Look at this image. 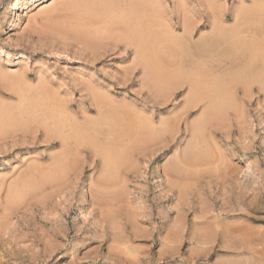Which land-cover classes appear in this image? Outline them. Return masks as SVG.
<instances>
[{
	"label": "rangeland",
	"instance_id": "374dc122",
	"mask_svg": "<svg viewBox=\"0 0 264 264\" xmlns=\"http://www.w3.org/2000/svg\"><path fill=\"white\" fill-rule=\"evenodd\" d=\"M29 1L0 0V264H264V86L247 77L264 0ZM147 32L150 57L115 43ZM213 34L219 57L172 53ZM214 71L198 130L210 105L158 74Z\"/></svg>",
	"mask_w": 264,
	"mask_h": 264
},
{
	"label": "bare ground",
	"instance_id": "6f19581e",
	"mask_svg": "<svg viewBox=\"0 0 264 264\" xmlns=\"http://www.w3.org/2000/svg\"><path fill=\"white\" fill-rule=\"evenodd\" d=\"M34 1V4L32 5L31 3ZM47 0H30L29 1V3L31 4V6L30 7H40L41 5H43L45 2H46ZM255 1V0H254ZM24 3V2H23ZM28 3V2H27ZM249 12V11H248ZM253 14H254V12H253ZM240 15V14H239ZM258 15V14H257ZM244 16H245V14H244ZM219 17V16H218ZM247 17V16H246ZM220 18V17H219ZM242 18V17H241ZM249 19V18H248ZM254 19H256L255 17H254ZM237 20V19H236ZM102 21V20H101ZM241 22V21H240ZM140 23V22H139ZM215 23V22H214ZM181 24H183V22L181 23ZM211 24H213V22H207V25H211ZM241 24V23H240ZM254 24V23H253ZM180 26V25H179ZM182 26V25H181ZM237 26V25H236ZM239 26V25H238ZM248 26H250V25H248ZM183 27H185L184 26V24H183ZM243 27V26H242ZM245 27V26H244ZM251 27V26H250ZM79 29V28H78ZM81 29H84V28H81ZM187 29V28H186ZM245 29V28H244ZM221 31H219L220 33L221 32H223L224 30H226V29H223V28H221L220 29ZM223 30V31H222ZM240 29H239V27H237V28H235V29H230V30H227L226 32H223V33H226V34H229V33H231L232 35H236V33H237V31H239ZM249 30V29H248ZM79 31V30H78ZM85 31H87V30H85ZM85 31H83V32H85ZM91 30H89V31H87V32H85V33H87V35H89V34H91L92 33V31L90 32ZM96 31V30H95ZM128 31V30H127ZM142 31V30H141ZM147 31H148V29H147ZM189 31V30H188ZM253 31V30H252ZM82 32V34H84ZM216 32V31H215ZM243 32V31H242ZM245 33H246V31H244ZM247 32H249V31H247ZM131 33V32H130ZM138 33V32H137ZM148 33V32H147ZM218 33V32H217ZM79 34H81V33H79ZM95 34V33H94ZM139 34V33H138ZM142 34V33H141ZM144 34V33H143ZM152 34V33H151ZM151 34H149L148 33V35H140V36H135L134 37V34L133 35H130V34H125V35H123V36H120V37H116V42L115 43H117V45H118V43H123L124 45H125V47L124 48H129V46H133L134 48H136V49H140V53H142V55H143V57H150V56H152V55H154L155 54V51H157V50H155L154 49V43L149 39L150 38V35ZM137 35V34H136ZM191 35V34H190ZM231 36V35H230ZM246 36V35H245ZM87 37V36H86ZM85 34H84V36L83 35H80V37H78V38H80V40H85ZM224 37V36H223ZM157 38V37H156ZM203 38H204V36H203ZM228 38V37H227ZM208 39H209V42L207 43V44H202V43H199V44H195L194 45V43H192L191 41H190V39H181V40H179V39H175V48H173L174 50H173V55L174 54H176V55H178V56H180V57H219L220 56V54H219V50H218V48H219V43L221 42H218V39H219V35L217 34H213L212 36H210V37H208ZM221 39V38H220ZM219 39V40H220ZM242 39H243V37H242ZM87 40V39H86ZM115 40H113V41H115ZM225 40V39H224ZM231 40V39H230ZM233 40V39H232ZM235 41V40H234ZM240 41V40H239ZM242 42V41H241ZM158 43V42H157ZM166 43V42H165ZM159 46V45H158ZM168 46V45H167ZM198 47V49L196 48V47ZM117 47V46H116ZM199 47H200V49H199ZM119 48V47H118ZM235 48V47H234ZM158 50H160V49H158ZM235 50V49H234ZM138 51V50H137ZM139 52V51H138ZM234 53V52H233ZM231 54V53H230ZM263 54V53H262ZM142 55H140V57L142 56ZM164 55V54H163ZM234 55V54H233ZM176 57V56H175ZM235 57V56H234ZM237 60V59H236ZM142 61V60H141ZM145 61V60H144ZM218 61V60H217ZM143 62V61H142ZM146 64V63H145ZM202 64V63H201ZM175 65V64H174ZM253 65V64H252ZM151 66V65H150ZM149 66V67H150ZM197 66V65H196ZM250 66V65H249ZM249 66H247V70H248V67ZM151 68V67H150ZM240 68V67H239ZM238 68V69H239ZM243 68V67H242ZM251 68V67H250ZM213 69H215V66H214V68ZM152 70V69H151ZM192 70H194V69H192ZM195 70H197V68L195 69ZM200 70V69H199ZM198 70V71H199ZM240 70V69H239ZM211 71V70H210ZM228 71V70H227ZM238 71V70H237ZM236 71V72H237ZM173 72V71H172ZM208 72V71H207ZM234 72V71H233ZM242 72V71H241ZM246 72V71H245ZM244 72V73H245ZM249 72V71H248ZM251 72V71H250ZM181 73V72H180ZM200 73H202V72H200ZM211 73V72H210ZM243 73V74H244ZM252 73V72H251ZM254 73V72H253ZM255 73H257V72H255ZM169 74V73H168ZM186 74V73H185ZM184 73H183V75L182 74H178V75H176V77L173 75H171L170 77L169 76H166V77H164V75H160L159 76V74H158V78H160V80L159 81H161V89H165V88H171L172 90H174V89H176L177 88V85H178V83H180L181 81L183 82V83H188L189 85H190V87H191V93H190V99H189V101L186 103V108H187V110H189L190 108H194L197 104H199V103H201V102H207L209 105H210V111H208V113H207V115L206 116H204L201 120H200V122H199V124H198V130H202L203 128H204V126L207 124V122H208V120L212 117V115H215V114H217V108H218V106L216 105V103H217V100L218 99H221L220 98V91H222L221 89H220V87L221 86H219L220 84H218V82H217V80H216V76H215V71H214V74H212V75H210V77L212 76V78H210V79H207L206 80V74L204 73V74H196V73H192V72H190V73H188V74H186L185 75ZM246 74V73H245ZM261 74V73H260ZM205 75V76H204ZM231 75V74H230ZM233 75V74H232ZM259 74H257V76H254V75H252V74H249L248 76L247 75H245V76H247V77H249L250 76V78L252 77V81L253 82H258V81H261L262 82V84H263V86H264V74L263 75H259ZM155 77V76H154ZM208 78H209V76H208ZM240 78V77H239ZM233 79V78H232ZM151 80H152V78H151ZM158 81V80H157ZM179 81V82H178ZM246 81V80H245ZM150 83L151 84H157V83H155V82H153V81H150ZM240 83V82H239ZM249 83H250V81H249ZM163 85V86H162ZM240 85V84H239ZM249 85V84H248ZM151 87V86H150ZM160 87V86H159ZM226 87V86H225ZM245 87V86H244ZM158 88V87H157ZM221 88H223V87H221ZM246 88V87H245ZM152 89V88H151ZM151 89H150V93H151ZM226 89V88H225ZM229 89V88H228ZM227 89V90H228ZM189 90V89H188ZM235 90V89H234ZM238 90V89H237ZM152 91H153V89H152ZM158 91V90H157ZM224 91V90H223ZM161 93V92H160ZM223 93H225V91L223 92ZM161 95H162V93H161ZM174 95V94H173ZM247 95V94H246ZM156 96V95H155ZM242 96V95H241ZM250 96V95H249ZM162 97V96H161ZM228 97H230V96H228ZM169 98V97H168ZM240 98V97H239ZM231 99V98H230ZM170 101V100H169ZM220 102V101H219ZM225 102V101H224ZM229 102V101H228ZM167 103V102H166ZM204 104V103H203ZM229 104H231L230 102H229ZM99 106V105H98ZM223 106V105H222ZM222 106H221V108H222ZM228 105H226V107H227ZM230 106H233V105H229L228 106V108L230 107ZM53 107V106H52ZM48 108V107H47ZM44 109V111L45 110H47L46 112H49L50 113V115H51V111H53L52 113V115L50 116V118H52L50 121L52 122V127H54L55 126V128H56V123L55 122H53L52 120H54V118L56 117L55 116V114H56V110H55V114H54V110H50V108H48V109ZM184 108V107H183ZM186 108H185V110H186ZM43 109V108H42ZM207 109V108H206ZM30 110V109H29ZM190 110H192V109H190ZM220 110V109H219ZM222 110V112H223V110H224V108L223 109H221ZM32 111H34V110H32ZM59 111V110H58ZM216 112V113H215ZM31 112H29V114H30ZM36 113V112H35ZM35 113H31V119L32 120H40V118H41V120L42 119H44L45 118V120H46V117L48 118V116H44V114H47V113H45V112H43L41 115L38 113L37 115H35ZM121 114V113H120ZM206 114V113H205ZM240 114V113H239ZM33 115H35V116H33ZM38 116H41L40 118H38ZM42 116L44 117V118H42ZM118 116V115H117ZM54 117V118H53ZM125 117V116H124ZM128 117H130V116H128ZM213 117H215V116H213ZM116 119V118H115ZM213 119V118H212ZM48 120V119H47ZM42 121H44V120H42ZM49 121V122H50ZM54 121H57L56 119L54 120ZM65 121V120H64ZM133 121V120H132ZM41 122V121H40ZM49 122H46L47 124H51V123H49ZM134 122V121H133ZM64 123V122H63ZM135 123V122H134ZM61 124V123H60ZM133 125V124H132ZM209 125V124H208ZM64 126V125H63ZM62 125H61V127H63ZM66 126V125H65ZM51 127V128H52ZM74 127V126H73ZM64 128V127H63ZM62 129V128H61ZM49 130V129H48ZM79 131V130H78ZM80 131H82V130H80ZM52 132V131H51ZM54 132V131H53ZM52 132V133H53ZM172 132V131H171ZM51 133V134H52ZM75 133V132H74ZM79 134V133H78ZM62 135V134H61ZM106 137V136H105ZM65 138V137H64ZM84 138V137H83ZM95 138H96V136H95ZM82 139V138H81ZM85 139V138H84ZM64 142V141H63ZM67 142V141H66ZM76 147V146H75ZM73 151V150H72ZM69 153V152H68ZM98 155V154H97ZM69 157V156H68ZM71 160V159H70ZM188 163V162H187ZM186 164V163H185ZM177 168H179L178 166H177ZM177 168H175L176 170H178ZM172 169V168H171ZM172 171V170H171ZM176 172H180L179 170L178 171H176ZM173 173V172H172ZM176 175V174H175ZM177 176V175H176ZM179 190V189H178Z\"/></svg>",
	"mask_w": 264,
	"mask_h": 264
}]
</instances>
